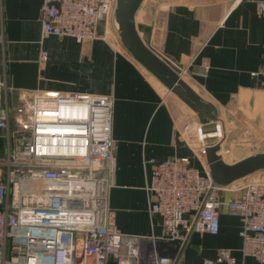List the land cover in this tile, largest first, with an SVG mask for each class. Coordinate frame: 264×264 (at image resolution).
Segmentation results:
<instances>
[{"label": "crops", "instance_id": "1", "mask_svg": "<svg viewBox=\"0 0 264 264\" xmlns=\"http://www.w3.org/2000/svg\"><path fill=\"white\" fill-rule=\"evenodd\" d=\"M42 3L3 0L6 43L4 53L0 52L5 63L0 73L9 85L11 110L18 103L27 104L34 91L113 96L114 171L109 204L116 212L117 227L123 233L143 236L148 252L154 237L163 232L162 216L148 209L146 184L154 164L187 155L193 165L208 172L201 158L199 118L108 38L103 25L90 42L70 36L42 37ZM136 27L145 44L212 102L219 115L233 108V120L245 123L247 133L241 136L245 140L229 145L221 124L228 118L218 117L225 161L233 163L253 154L236 157L255 142L262 140L264 147V75H252L264 65V16L259 15L255 0H143ZM43 50L47 51L45 58ZM12 117L14 124L13 112ZM242 180L223 189L221 196L233 197ZM241 224L238 215L224 209L219 233H192L180 264H202L224 247L234 250L236 264H261L240 251ZM143 258L149 260L148 255Z\"/></svg>", "mask_w": 264, "mask_h": 264}, {"label": "built area", "instance_id": "2", "mask_svg": "<svg viewBox=\"0 0 264 264\" xmlns=\"http://www.w3.org/2000/svg\"><path fill=\"white\" fill-rule=\"evenodd\" d=\"M113 1L43 0L42 37L96 39ZM255 2L264 16V0ZM1 7L2 0V44ZM252 75H264V65ZM9 94L0 76V130L7 133L0 157V264H180L192 233H219L224 209L241 219L240 251L264 264V171L244 178L236 194L224 199L225 188L189 156L155 163L146 184L148 209L162 216L163 232L149 253L143 236L117 227L109 204L113 96L34 91L13 124ZM202 264H236L234 250L220 248Z\"/></svg>", "mask_w": 264, "mask_h": 264}, {"label": "water", "instance_id": "3", "mask_svg": "<svg viewBox=\"0 0 264 264\" xmlns=\"http://www.w3.org/2000/svg\"><path fill=\"white\" fill-rule=\"evenodd\" d=\"M143 0H114L109 24L121 47L175 93L198 116L204 161L212 181L221 187L264 171V152L250 154L228 163L221 154L218 109L202 97L181 74L145 44L136 27V13Z\"/></svg>", "mask_w": 264, "mask_h": 264}, {"label": "rangeland", "instance_id": "4", "mask_svg": "<svg viewBox=\"0 0 264 264\" xmlns=\"http://www.w3.org/2000/svg\"><path fill=\"white\" fill-rule=\"evenodd\" d=\"M1 11H2V16H3L2 22H3V32H4V29H5V17H4V10H3V0H2ZM102 25H103V28H104V32L107 34V37L110 38V39H112L113 42H115L116 45H118V47H120L119 42H118L117 38L115 37V35H114L111 27H110L109 19L108 20L102 19L100 21V23H99L98 29H100V26H102ZM98 36H99V33H98ZM4 43H6L5 42V37H4V42L2 44L0 43L1 44V48H0L1 54H3L4 53V50H5ZM1 57L2 56H0V71L2 70L1 68L4 67V64H5L3 62L4 59L1 58ZM2 72H3V70H2ZM0 76H1V78H3V76H5V75H3V74L0 73ZM11 94H12V97H13L14 94H13L12 91H11ZM1 101L2 100H1V97H0V105L2 104ZM24 106H25V103H18L16 105V107L15 106L12 107V110H13L12 112H13L14 118L17 117V116H19L20 114H22V112H21L20 109L21 108H24ZM225 113L227 115L226 114L219 115V113H218V117L221 116V118H223V119H224V117H227L228 118L227 120L225 119V120H222L221 121V124H222V127H223V135H224L223 137L225 138V140L228 141L229 145L230 144L231 145H234L237 142H241V141L245 140L244 137H241L242 135H244V134L247 133V130L245 128L246 126L244 125L245 123L237 122V121L233 120V108L227 109V111ZM248 133H249V131H248ZM252 133H254V132H251L250 133V136L253 135ZM220 138H222V137L220 136ZM251 140H252V142L253 141L255 142V139L254 138H251ZM6 142H7V133L4 130L3 131L0 130V157L1 158L5 155V145H6ZM261 142H262V140H261ZM261 142L260 141L258 143L255 142V144L253 145V147L251 149H249L246 153L236 155V157L237 158L238 157H242V156L246 155L247 153H252V152L254 153V152H257V151L262 150L264 147L261 145ZM201 158L203 159L204 156H201ZM245 180L243 179L241 181L242 184L244 183Z\"/></svg>", "mask_w": 264, "mask_h": 264}]
</instances>
